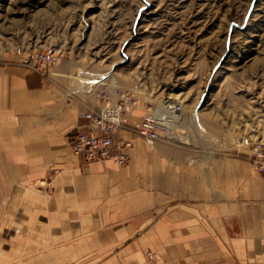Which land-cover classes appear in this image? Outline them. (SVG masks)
Returning <instances> with one entry per match:
<instances>
[{"label": "crops", "instance_id": "crops-1", "mask_svg": "<svg viewBox=\"0 0 264 264\" xmlns=\"http://www.w3.org/2000/svg\"><path fill=\"white\" fill-rule=\"evenodd\" d=\"M71 96L48 71L0 64V264H149L153 249L264 264V176L247 156L124 133L125 165L84 163L70 140L95 101Z\"/></svg>", "mask_w": 264, "mask_h": 264}, {"label": "rangeland", "instance_id": "rangeland-1", "mask_svg": "<svg viewBox=\"0 0 264 264\" xmlns=\"http://www.w3.org/2000/svg\"><path fill=\"white\" fill-rule=\"evenodd\" d=\"M0 6V64L28 67L33 53H56L63 60L47 71L72 99L95 101L115 81L141 108L179 101L185 115L178 134L158 142L164 145L249 159L255 146L264 147V0Z\"/></svg>", "mask_w": 264, "mask_h": 264}, {"label": "built area", "instance_id": "built-area-1", "mask_svg": "<svg viewBox=\"0 0 264 264\" xmlns=\"http://www.w3.org/2000/svg\"><path fill=\"white\" fill-rule=\"evenodd\" d=\"M31 57L28 68L41 72H47L48 68L63 60L60 54L42 51L33 53ZM110 85L99 91L95 102L83 111L86 128L77 130L71 137L73 154L84 163L112 161L119 166L125 165L134 141L124 133L139 135L149 146H155L166 136L178 134L185 115L183 103L166 100L163 105L149 103L141 108L144 113L138 116L135 113L140 107L137 97L116 83ZM250 160L255 169L264 175V147L255 146ZM145 255L149 264H164L156 250H149Z\"/></svg>", "mask_w": 264, "mask_h": 264}, {"label": "bare ground", "instance_id": "bare-ground-1", "mask_svg": "<svg viewBox=\"0 0 264 264\" xmlns=\"http://www.w3.org/2000/svg\"><path fill=\"white\" fill-rule=\"evenodd\" d=\"M36 1V0H35ZM1 7V6H0ZM105 46V45H104ZM101 52V51H100ZM125 60V59H124ZM173 80V79H172ZM113 81V80H112ZM176 82V81H175ZM112 83V82H111ZM113 83H115V81H113ZM117 84V83H116ZM168 102V101H167ZM173 103V102H172ZM164 103H161V104H158V105H163ZM159 107H162V106H159ZM139 109H141V107H139ZM187 140V139H186ZM243 141V140H242ZM244 142V141H243ZM242 142V143H243Z\"/></svg>", "mask_w": 264, "mask_h": 264}]
</instances>
